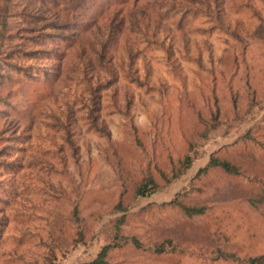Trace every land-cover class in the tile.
<instances>
[{
    "label": "rangeland",
    "instance_id": "374dc122",
    "mask_svg": "<svg viewBox=\"0 0 264 264\" xmlns=\"http://www.w3.org/2000/svg\"><path fill=\"white\" fill-rule=\"evenodd\" d=\"M122 2L143 14L145 22L156 15L146 0ZM27 4L31 1L9 2L5 50L17 45L26 33L22 10ZM99 9L89 13L96 18ZM259 16H264V0H223L220 20L202 13L189 15L180 26L175 16L151 20V25H158L156 38L164 43L158 45L126 23L111 50L118 74L101 95L100 119L110 129V138L90 128L85 117L81 104L85 92L73 68L76 43L53 39L47 56L17 52L7 58L28 64L34 71L38 65L49 64L54 72L48 78L27 76L10 67L6 58L0 59V94L11 102H0V146L10 140L9 135H19L15 138L19 148L0 158H16L20 165L17 170L0 166V264L40 260L42 240L54 214L60 213L61 227L72 231L64 222L74 203L96 232L117 214L110 213V208L137 174L147 166L167 168L171 158L183 153L187 139L209 121L215 102L223 121L232 118L235 110L245 109L249 94L255 100L263 99L264 105V43L251 34ZM93 27L92 20L89 28ZM126 44L139 52L133 68L146 85L124 74ZM168 44L172 45L173 65L165 58ZM66 102L73 105L76 158L62 131L51 124V114ZM253 122L254 127L245 131ZM219 137L168 188L138 196L127 210L131 213L127 232L145 242L171 237L186 252L158 254L125 246L111 253L108 264H249L216 257L215 250H230L241 257L264 254V204L253 206L248 201L264 180V107L232 136ZM214 147L213 151L241 165L242 172L231 175L215 168L196 177ZM192 180L201 189L192 191L187 200L205 204L202 213L188 216L163 205ZM96 245L95 239L91 246L79 247L63 264L88 257Z\"/></svg>",
    "mask_w": 264,
    "mask_h": 264
},
{
    "label": "trees",
    "instance_id": "16d2710c",
    "mask_svg": "<svg viewBox=\"0 0 264 264\" xmlns=\"http://www.w3.org/2000/svg\"><path fill=\"white\" fill-rule=\"evenodd\" d=\"M3 0L0 3V59H4L10 67L18 69L31 77H49L53 67L49 64L38 65L37 70L28 68V64L7 59L15 56L18 52L21 55L35 57L47 56L52 51L48 43L53 39H60L78 45L77 61L74 63L76 79L81 84L85 95H81V104L85 110V117L90 128L110 138L111 131L100 119L102 91L115 82L117 69L113 64V46L118 41L120 32L126 23L132 30L142 33L143 37L158 45L160 41L156 38L155 29L158 25H151V20L156 22L158 18L176 17V23L180 26L189 16L197 13L213 16L220 20L223 12V0H146L156 14L154 19L145 22L143 14L132 11V8L124 5L125 0H30L31 4L26 5L22 10L25 19L20 42L10 49H4V41L8 30V17L10 16L9 2ZM100 7V9H99ZM96 18L89 13L97 11ZM83 11V12H82ZM157 18V19H155ZM94 22L93 29L89 28ZM92 30V31H87ZM87 31V32H86ZM253 36L258 37L264 43V16H259L258 22L251 30ZM160 44H164L163 42ZM45 45V46H42ZM165 58L173 65L172 45L164 46ZM127 60L123 66L125 76L138 85H146L147 81L142 79L133 68L139 52L131 44L125 45ZM39 57V58H42ZM42 72V73H41ZM105 73V77L101 75ZM10 104L0 94V102ZM257 104V105H256ZM73 105L66 102L64 107L57 113H52L51 124L62 131L64 139L71 150L72 155L77 157V143L73 137ZM263 99L255 100L252 94L248 95L247 106L240 112L235 110L232 118L223 121L220 118V108L217 102L211 109L209 121H204L202 127L195 131L188 139L183 153L171 158L167 168L156 166L153 169L147 166L141 173L137 174L131 182L129 189L123 187L116 203L110 208V213H117L108 217L105 222L93 232L89 222L80 214V206L74 203L66 215L72 231L68 232L61 227L62 215L54 214L50 223L49 232L42 240L44 252L40 260L34 264H63L81 246L87 248L96 239L95 251L86 258L78 259L72 264H108L111 253L125 246H133L149 250L153 253H184L186 248L181 246L171 237H163L159 240L145 242L137 234L126 231V224L131 213L127 212L130 202L141 195H152L163 191L178 180L187 170L202 157L208 150V146L217 142L220 137L232 136L246 123L254 120L263 109ZM255 125L251 123L245 131H250ZM22 126V125H21ZM20 135L22 133H19ZM0 146V155L9 154L12 150L19 148L15 138ZM241 138V135H240ZM0 166L8 170H17L19 161L16 158H0ZM218 168L225 174L237 175L242 172V167L226 156L213 151L209 155L207 163L200 167L196 177L206 174L208 171ZM194 180L183 185L163 205H170L183 211L186 215L202 213L206 208L205 204L190 203L187 196L201 187L194 185ZM248 201L251 205L264 204V180L259 187L253 191ZM102 214L99 213L98 217ZM194 253L195 251H190ZM215 256L230 258L236 261L248 262L249 264H264V254L249 255L241 257L235 252L218 248Z\"/></svg>",
    "mask_w": 264,
    "mask_h": 264
},
{
    "label": "water",
    "instance_id": "95a60500",
    "mask_svg": "<svg viewBox=\"0 0 264 264\" xmlns=\"http://www.w3.org/2000/svg\"><path fill=\"white\" fill-rule=\"evenodd\" d=\"M215 149V147L213 149H211L209 152H208V156L210 155V153Z\"/></svg>",
    "mask_w": 264,
    "mask_h": 264
}]
</instances>
